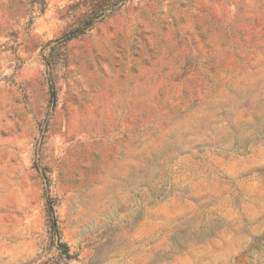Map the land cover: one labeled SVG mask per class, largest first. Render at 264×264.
I'll return each instance as SVG.
<instances>
[{"label":"rangeland","instance_id":"obj_1","mask_svg":"<svg viewBox=\"0 0 264 264\" xmlns=\"http://www.w3.org/2000/svg\"><path fill=\"white\" fill-rule=\"evenodd\" d=\"M0 264H264V0H0Z\"/></svg>","mask_w":264,"mask_h":264},{"label":"trees","instance_id":"obj_2","mask_svg":"<svg viewBox=\"0 0 264 264\" xmlns=\"http://www.w3.org/2000/svg\"><path fill=\"white\" fill-rule=\"evenodd\" d=\"M60 248H61V254L62 255H64L66 258H68V248L64 245V244H62V243H59V245H58Z\"/></svg>","mask_w":264,"mask_h":264}]
</instances>
